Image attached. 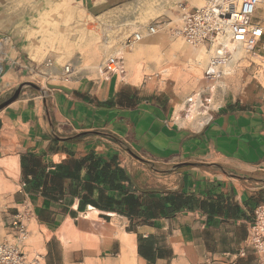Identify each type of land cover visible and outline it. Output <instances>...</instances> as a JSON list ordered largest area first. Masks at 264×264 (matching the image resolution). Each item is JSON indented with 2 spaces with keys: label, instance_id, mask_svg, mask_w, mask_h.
Masks as SVG:
<instances>
[{
  "label": "crops",
  "instance_id": "0c3cea01",
  "mask_svg": "<svg viewBox=\"0 0 264 264\" xmlns=\"http://www.w3.org/2000/svg\"><path fill=\"white\" fill-rule=\"evenodd\" d=\"M9 1L0 0V43L1 31L15 22L1 9ZM139 1L147 0H75L94 17ZM145 38L146 51L163 41ZM3 42L4 58L13 59ZM139 43L122 46L132 58L130 73L144 54ZM127 73L36 94L23 89L0 111V160H6L0 169L13 186L3 224L25 211L27 223L58 237L47 241L44 258L63 247L58 239L66 231L95 227L98 248L77 264L129 258L134 264H264V255L246 246L255 210L264 204V85L231 88L209 121L196 127L201 118L195 117L187 122L191 128L173 120L186 99L174 87L155 90L151 78L134 82ZM148 192L168 202L150 216ZM88 213L96 223L84 218ZM124 235L135 237V252L126 251Z\"/></svg>",
  "mask_w": 264,
  "mask_h": 264
},
{
  "label": "rangeland",
  "instance_id": "374dc122",
  "mask_svg": "<svg viewBox=\"0 0 264 264\" xmlns=\"http://www.w3.org/2000/svg\"><path fill=\"white\" fill-rule=\"evenodd\" d=\"M67 1L10 0L8 5L1 6L2 12L5 13L7 18L15 21L14 24L9 25L10 29L7 32L1 31L2 42L6 41L5 44H8L6 49L9 48L15 53L13 59L5 57L3 60L0 73V81L3 82L0 89L1 102L8 100L15 90L25 83H31L43 89L51 85L73 86L81 78L102 80L98 75L99 67L108 57L113 55L115 50L120 52L122 46L126 47L125 40L128 36L140 31L146 35L145 40L147 41L156 38H161L163 41L160 45L156 43L151 45L150 50L146 51L135 62L133 67L136 69H132L131 73L130 62L127 57L120 53L115 54V56H122L124 59L126 71L128 70L127 80L139 82L141 78L146 81L151 78L152 80H149V82L152 85L156 84L155 87L152 86V89L165 90L168 87H174L176 92L183 95L184 98L204 90L209 85L211 88L214 87L215 109L220 105L224 95L233 87L240 88L246 82L256 80L264 85V74H255V68L249 62L251 58L245 51L228 69L226 67L224 69L221 65L218 68L220 74L217 79L211 82L205 80L204 74L208 66L209 49L205 48L207 53L204 52L203 60L197 63L192 56V52L198 47L187 45L182 39L173 36L169 32L170 27L176 26L177 4L181 1L189 4V0L139 1L122 8V10L118 9L96 17L90 16L86 10L79 8L75 0L69 1L70 3H67ZM55 7L59 10L52 14L53 19L56 20L53 26L59 27L61 32H64L63 34L67 36L70 43L68 48L62 45H54L52 49L48 43H46V46L42 45L43 42H46V32H44L46 30L44 28L47 24H45L46 22L39 23L38 19L45 8L54 9ZM17 9L18 11L24 10V14L18 16ZM158 9H161V13L155 14ZM159 19L166 24H172L156 35L149 36L145 31L146 27ZM31 30L38 31L29 40L28 35ZM171 40L183 43L186 47L182 48L181 51L173 50ZM36 49L40 53L42 51L43 57L41 59L35 56ZM50 54L51 56H49ZM48 60L53 63V67L57 69L58 74L51 69L48 70V67H46ZM65 60L67 61L65 62ZM65 66H69L74 72V75L69 77L67 81L61 79V72ZM93 66H98V69L93 68ZM46 73H50V77L43 75ZM119 78L122 79L123 77ZM24 90L37 93L31 87H25ZM184 124L191 127L189 124ZM2 161L6 162V160ZM10 161L12 162V160ZM6 173H8V176L11 175L8 171ZM3 189L0 188L1 212L6 209L7 200L5 197L8 192L13 191V186L5 180ZM27 224L30 234L25 244L27 245L28 261L31 263L38 254L43 256L39 260V264L83 263L88 256L85 252L97 249L99 245L97 238L99 233L95 227H91L92 230L89 233L83 234L77 231H66L67 234L69 233L67 237L64 240L58 239L63 247L54 248L55 255H46L44 258V255L47 254V241L53 238L52 242L55 244V242H58V237H52L45 229L38 227L35 222ZM5 236L6 230L3 222H1L0 244ZM92 264L112 263L100 261ZM125 264H134V261L129 258Z\"/></svg>",
  "mask_w": 264,
  "mask_h": 264
},
{
  "label": "built area",
  "instance_id": "2783aa9c",
  "mask_svg": "<svg viewBox=\"0 0 264 264\" xmlns=\"http://www.w3.org/2000/svg\"><path fill=\"white\" fill-rule=\"evenodd\" d=\"M202 1V5L198 7L188 3H178L176 26L170 27L169 32L189 46H203L209 49L212 58L205 69V80L211 82L218 78L220 73L216 72L215 68L229 57V49L225 42L241 47L250 56L249 62L254 66L255 74H264V0ZM171 24H166L161 19L155 20L146 27L145 31L149 36H154ZM142 35V32L133 33L126 38L125 45L131 46L141 41ZM48 65L50 60L46 63V67ZM67 74L72 76L71 73ZM98 74L104 81L113 76L124 77L126 68L123 57H109L101 65ZM43 75L50 77L48 73ZM212 98L214 99L213 88L207 85L204 90L185 99L180 111L174 114L173 120L178 123L188 122V119L194 117L197 112L211 114ZM3 213L5 212L0 211V223ZM4 227L6 236L0 244V264H39V260L43 257L40 254L32 263L27 257L25 241L30 234L27 212L9 217ZM246 246L255 253L264 255V204L255 210Z\"/></svg>",
  "mask_w": 264,
  "mask_h": 264
},
{
  "label": "bare ground",
  "instance_id": "6f19581e",
  "mask_svg": "<svg viewBox=\"0 0 264 264\" xmlns=\"http://www.w3.org/2000/svg\"><path fill=\"white\" fill-rule=\"evenodd\" d=\"M182 2V1H181ZM180 2V3H181ZM192 4H194V5H192ZM190 2H189V4L190 5H192V6H197V5H199V4H201V3H203V1L202 0H190ZM68 3H69V1H68ZM62 5H64V4H62ZM202 5V4H201ZM201 5H199V6H201ZM198 7V6H197ZM59 10V8H50V9H46V11H44L42 14H41V21H43V20H45L46 21V23L45 24H47V26H45V24H44V26H45V28L44 27H42V28H44L46 31H44V32H46V42H43V44L42 45H44V46H46V43H48L49 45H51V47H52V49H53V47H54V45H62V46H65L66 48H68L69 47V41H68V38H67V36L65 35V34H63L62 32H61V30L59 29V27H57L56 25L55 26H53L54 25V19H53V17H52V14L54 13V12H57ZM163 12V11H162ZM158 13H161V9H158V10H156L155 11V14H158ZM69 18V17H68ZM61 21V20H60ZM65 28V27H64ZM40 30V29H39ZM43 30V29H42ZM141 32V31H140ZM143 33V32H142ZM144 33H143V38H142V40L144 39ZM142 40L141 41H139V42H137V43H139L140 45L139 46H142V48L139 50V53H145L146 52V47H143V42H142ZM137 43H134L133 45H131V46H127V47H129V48H132L133 47V49H134V46L137 44ZM225 44H226V46L228 47V49H229V57H228V59L227 60H224V61H222V62H220L218 65H217V67L215 68V70H216V72H219V70H218V68L221 66V65H223V68L225 69V67H226V69H228L229 67H230V65L235 61V60H237L242 54H243V52H244V50L241 48V47H235V46H233V45H230V44H227L226 42H225ZM3 42H1L0 43V73H1V71H2V64H3V60H4V51H3ZM186 46L183 44V43H180V42H178V41H172L171 42V48L173 49V50H182V48H185ZM137 48V47H136ZM135 48V49H136ZM204 47L203 46H199L198 48H196V49H194V51L192 52V56L194 57V59H195V61L197 62V63H199V62H201L202 60H203V58H204V49H203ZM125 49H121V51L119 52H116V53H120V54H123V55H125L126 57H127V59H128V61L130 62L131 60H132V58L131 57H129V56H127V54L125 53V51H124ZM3 54V55H2ZM67 54V53H66ZM96 54V53H95ZM231 54V55H230ZM53 55V54H52ZM57 55V54H56ZM71 55V54H70ZM129 55H130V53H129ZM35 56L37 57V58H39V59H41L42 57H43V53H42V51H41V53L39 52V50L38 49H36L35 50ZM49 56H51V54L49 55ZM231 56V57H230ZM53 57V56H52ZM110 57H113V56H110ZM117 57V56H116ZM118 57H122V56H118ZM58 58V57H57ZM109 58V57H108ZM107 58V59H108ZM211 58H212V55H211V53L209 54V57H208V59H209V61H208V63H210V60H211ZM55 59V58H54ZM106 59V60H107ZM105 60V61H106ZM67 60H65V62H66ZM104 61V62H105ZM103 62V63H104ZM209 65V64H208ZM101 67V66H100ZM100 67H99V69H100ZM93 68H95V69H98V66H93ZM52 70L53 72H55L56 74H58L56 71H57V69H55L54 67H53V63L50 61V65H48V70ZM64 71L62 70V72H61V79H63V80H69V77H70V74H67V73H71V75H74V72H73V70L69 67V66H65L64 68ZM99 69H98V72H99ZM51 71V72H52ZM54 73V74H55ZM220 73V72H219ZM50 74V73H49ZM136 74V73H135ZM99 75V74H98ZM57 77V76H56ZM213 89H214V87H213ZM214 106H215V99H213L212 98V104H211V107H210V109L211 110H214L215 108H214ZM195 117H199V118H201L198 122H195V123H193V126H196V127H201L204 123L206 124L208 121H209V119L211 118V114L210 113H199V112H197V113H195V116L194 117H190L189 119H188V122H192V120L195 118ZM183 123H186V124H188L187 122H183ZM192 128V127H191ZM202 128V127H201ZM1 163H2V161L0 160V165H1ZM4 181H5V178L3 179V172L1 171V169H0V188L1 189H3V183H4ZM96 215H94V214H84V218H90L91 220H92V222L93 223H96L97 222V218L95 217ZM136 240H135V237L134 236H128V235H124L123 236V238H122V243H123V245H124V247H125V249H126V251H128L129 253H133V252H135V250H136V242H135Z\"/></svg>",
  "mask_w": 264,
  "mask_h": 264
},
{
  "label": "trees",
  "instance_id": "16d2710c",
  "mask_svg": "<svg viewBox=\"0 0 264 264\" xmlns=\"http://www.w3.org/2000/svg\"><path fill=\"white\" fill-rule=\"evenodd\" d=\"M146 195V202H145V206L147 208V212L145 213L146 216H150L151 211L153 208H156L157 210H161L164 208V206L166 205L165 203L167 202V199H161L160 201L157 199H153V196L151 195L150 192L145 193ZM133 204L135 205V201L133 202Z\"/></svg>",
  "mask_w": 264,
  "mask_h": 264
},
{
  "label": "water",
  "instance_id": "95a60500",
  "mask_svg": "<svg viewBox=\"0 0 264 264\" xmlns=\"http://www.w3.org/2000/svg\"><path fill=\"white\" fill-rule=\"evenodd\" d=\"M25 87H31L33 89H37V90H40L39 87H37L36 85L34 84H31V83H25V84H21L14 92L13 96L11 98H9L7 101L3 102L0 104V111L3 110L4 108H6L7 106H9L10 104H12L17 98L18 96L20 95V93L22 92V90L25 88Z\"/></svg>",
  "mask_w": 264,
  "mask_h": 264
}]
</instances>
